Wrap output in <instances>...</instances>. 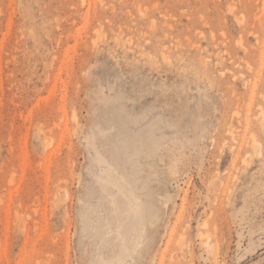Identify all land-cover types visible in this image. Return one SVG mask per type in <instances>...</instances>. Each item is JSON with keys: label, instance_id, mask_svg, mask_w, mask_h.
<instances>
[{"label": "rangeland", "instance_id": "rangeland-1", "mask_svg": "<svg viewBox=\"0 0 264 264\" xmlns=\"http://www.w3.org/2000/svg\"><path fill=\"white\" fill-rule=\"evenodd\" d=\"M0 264H264V0H0Z\"/></svg>", "mask_w": 264, "mask_h": 264}, {"label": "bare ground", "instance_id": "bare-ground-1", "mask_svg": "<svg viewBox=\"0 0 264 264\" xmlns=\"http://www.w3.org/2000/svg\"><path fill=\"white\" fill-rule=\"evenodd\" d=\"M100 173H101V175L98 179L100 181V183L105 184V185L110 184L114 187L118 186V183L115 180V173L109 165L107 166V168L103 165V167L100 168ZM124 195H125V193H124ZM130 196H131V194L129 193V197ZM129 197H128V200L130 203L129 210L136 212L138 207H139L138 201H137L136 197H134V198H133V196H132V198L131 197L129 198Z\"/></svg>", "mask_w": 264, "mask_h": 264}]
</instances>
